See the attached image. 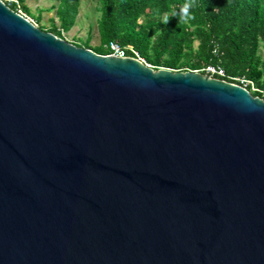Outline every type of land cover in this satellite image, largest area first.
Returning a JSON list of instances; mask_svg holds the SVG:
<instances>
[{
  "label": "water",
  "instance_id": "obj_1",
  "mask_svg": "<svg viewBox=\"0 0 264 264\" xmlns=\"http://www.w3.org/2000/svg\"><path fill=\"white\" fill-rule=\"evenodd\" d=\"M0 264H264V100L0 0Z\"/></svg>",
  "mask_w": 264,
  "mask_h": 264
},
{
  "label": "trees",
  "instance_id": "obj_2",
  "mask_svg": "<svg viewBox=\"0 0 264 264\" xmlns=\"http://www.w3.org/2000/svg\"><path fill=\"white\" fill-rule=\"evenodd\" d=\"M19 1L28 16L41 22V13L34 15L24 5L27 0ZM80 1L58 0L62 24L47 32L63 39L76 23ZM185 2L98 0L100 44L86 48L105 55L111 42L132 46L156 69L193 71L219 65L228 76L245 77L264 89V59L259 54L264 48V0H190L191 20L178 22V17H171L166 25L160 22L170 6L178 10Z\"/></svg>",
  "mask_w": 264,
  "mask_h": 264
},
{
  "label": "rangeland",
  "instance_id": "obj_3",
  "mask_svg": "<svg viewBox=\"0 0 264 264\" xmlns=\"http://www.w3.org/2000/svg\"><path fill=\"white\" fill-rule=\"evenodd\" d=\"M58 0H31L25 1L24 5L28 6L34 15H39L41 13V22H37L34 17H30L34 22L44 31H49L53 24L59 28L62 23L60 20L52 18L55 17V11L58 9ZM54 9H51L52 6ZM22 6V5H21ZM98 0H81L79 6V15L74 28L64 34V40L69 43L79 45V47H97L100 44V36L97 29V21L99 19V14L97 12ZM141 22V21H140ZM90 39L87 44V40ZM83 42V43H82ZM197 45V44H196ZM260 56L264 59V48L260 50ZM163 69V68H162ZM171 70V69H170ZM174 72H191L192 70H171Z\"/></svg>",
  "mask_w": 264,
  "mask_h": 264
},
{
  "label": "built area",
  "instance_id": "obj_4",
  "mask_svg": "<svg viewBox=\"0 0 264 264\" xmlns=\"http://www.w3.org/2000/svg\"><path fill=\"white\" fill-rule=\"evenodd\" d=\"M5 4L10 6H15L14 11L26 18L28 21L33 23L35 26H38L34 20L29 18V16L24 12L22 8V4L19 0H2ZM103 56H111V57H117V58H132L135 60H138L139 62L145 64L148 67L154 68L152 65L148 64V62L142 58L138 51H136L132 46H122L118 43L111 42L107 47V53ZM191 72L203 74L204 76H207L211 79L221 80L224 82H228L237 86L242 87L243 89L247 90L248 92H251L252 94L256 95L257 97L264 100V89L259 88L253 81L245 78V77H230L227 75L225 70L219 66L214 64H209L201 69L193 70Z\"/></svg>",
  "mask_w": 264,
  "mask_h": 264
},
{
  "label": "clouds",
  "instance_id": "obj_5",
  "mask_svg": "<svg viewBox=\"0 0 264 264\" xmlns=\"http://www.w3.org/2000/svg\"><path fill=\"white\" fill-rule=\"evenodd\" d=\"M193 7L194 4L190 0L180 6L178 10L170 6L169 10L161 16L160 22L166 25L171 17H178V22L191 20L193 13L190 12V9Z\"/></svg>",
  "mask_w": 264,
  "mask_h": 264
},
{
  "label": "crops",
  "instance_id": "obj_6",
  "mask_svg": "<svg viewBox=\"0 0 264 264\" xmlns=\"http://www.w3.org/2000/svg\"><path fill=\"white\" fill-rule=\"evenodd\" d=\"M28 1H31V0H28ZM55 6V5H54ZM53 7V6H52ZM41 17H42V15H41ZM78 18V17H77ZM53 20H51V22H53V21H55V19H57V20H59V18H58V16H57V11H55V17L54 18H52ZM77 21V20H76ZM76 24V23H75ZM54 25V24H53ZM55 26V25H54ZM75 26V25H74ZM74 27H72L68 32H70L72 29H73ZM64 34L65 33H63V39H64ZM76 45V44H75Z\"/></svg>",
  "mask_w": 264,
  "mask_h": 264
}]
</instances>
